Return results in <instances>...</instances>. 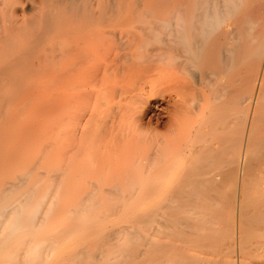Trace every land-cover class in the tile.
<instances>
[{
  "label": "bare ground",
  "instance_id": "1",
  "mask_svg": "<svg viewBox=\"0 0 264 264\" xmlns=\"http://www.w3.org/2000/svg\"><path fill=\"white\" fill-rule=\"evenodd\" d=\"M38 65L69 81L135 80L131 104L101 111L95 130V112L83 116L69 144L80 164H66L133 176L111 186L142 206L116 197L130 205L117 217L123 205L91 198L99 181L71 208L5 200L25 180L3 171L0 264H264V0H0V80L39 78ZM61 216L67 226L44 231Z\"/></svg>",
  "mask_w": 264,
  "mask_h": 264
},
{
  "label": "rangeland",
  "instance_id": "2",
  "mask_svg": "<svg viewBox=\"0 0 264 264\" xmlns=\"http://www.w3.org/2000/svg\"><path fill=\"white\" fill-rule=\"evenodd\" d=\"M33 14L35 13L34 12L27 13L26 15L32 16ZM119 51L121 54H124L127 51V49L121 48L119 49ZM116 61H119L117 62V64L119 63L118 65L125 62L123 60H116ZM39 66L40 65H38L37 67L38 72H36V73L41 72V74L39 75V78H37L38 74H35L34 72L33 74L37 75L36 77H34L33 74H27L30 77L32 76V78L29 77L30 79L28 78V76L27 78L26 77L24 78V76H21L22 79L21 77L20 78L17 77L18 83L17 81L15 82V80L17 79L13 78V81L16 83V85L14 83L10 84L12 82L10 81L11 79H7V80L3 79V81H1L2 79L0 80V87L4 88L2 90L0 89L1 91V94H0V120H1L0 121V163L1 165H4L3 168H5L7 164L12 165V166L9 165V168L8 166H6L8 169H4V170L3 169L1 170L2 167L0 165V171H2L0 172L2 173V176L0 174V180L7 181L6 178L7 177L9 178L10 176L11 178L9 179L12 180L14 178L15 180L16 177H13V176H16V175L15 174L14 175L12 174L13 176L10 175L11 173H14V172L17 175L20 174L22 177L21 179L25 180V184H24L25 186L23 185L22 188L19 187L15 189L16 192L15 191L8 192V195L5 196V200H8L10 198L22 200V199H26L30 195H33V199H36V200L43 198L44 206H49L52 204L55 207L57 206V208H59L60 206H61L60 208H71V207L76 206L77 202L81 203L83 202V200L87 199L89 197L88 193L92 190V189L89 190V187L91 188L93 185H95L99 181L100 183L96 184L97 185L96 187H98L99 189L97 188L98 191H95V193L96 192L98 193H96L95 196H92L91 198H98V199L101 198L105 202H106V199H108L107 200L108 202L106 203V206H107L108 204L113 205L114 204L113 201L117 202L118 200H120L116 197L125 198L127 197V195L133 196L134 198L136 197L135 199H137V201L136 200H135L136 202L131 201L130 205H132V207L135 205L134 207H136V209L140 211L141 206H142V203L140 201L141 193H136L135 195H132L134 191V189L132 190V187L122 189V187L119 186V189L118 188L116 189L113 186H111V184L113 185V183H111L112 180H113L112 182L114 183H116V181L123 182V181H126L132 178L133 176L128 175V177H130L128 178L127 175L124 176V174H122L123 175L122 176L121 174L119 175L113 172L112 173L108 171L104 172V169L101 167V165H99V168H98V165L96 164H95L96 166L94 165L95 168L94 167L92 168L91 173H86V174L83 172L80 173L81 167L78 168L80 166L79 160H76L77 158L74 159V157L71 156L70 155L71 153L69 152V144H71L70 135L73 133V137H74V135H77L79 133L81 122L83 123L85 122L84 121L85 119H83V116L88 117L89 113L91 114L92 111L95 112L93 116V120L95 118L94 122L92 121L90 127L86 129L87 131L95 130L96 126L94 123L98 122L99 116L101 115L103 111L106 115L107 114L111 115L113 113H116L119 109H121L124 104L125 105L131 104V102H128L130 101V98H129L131 97L130 95H134V93H137L138 91H140V89H135L133 91L134 86L130 85L132 84L130 81L134 82L135 80H132L131 78H129L131 77L130 75H128L129 77L126 75H123L124 73L122 72V70H120L119 72H117L118 74L116 73L117 75L111 74L109 78L108 77L106 78V80L100 81L101 82L100 85L99 84L96 85L95 82L97 81H93V79L87 78V77L69 81L67 77H65L62 73V70H61L62 66L59 67V65H56V67H58L57 70H56V67H54L51 70V72L45 71V73H49V72L50 74L53 73L51 74V76L52 75L53 76L51 77L48 75L50 77L48 78V76L46 77L47 74H45L43 71H40L38 69ZM114 67L116 68V65ZM60 72L64 76L62 77V79L64 78L65 80L66 78L65 82L63 80L62 84H61L62 79L61 80L59 79L61 76ZM138 72L139 71L137 70L136 73L138 74ZM151 73H154V71H152ZM151 73H148V75ZM42 75L43 77H41ZM156 75L155 76L157 77V80H158V74ZM56 76L59 77L57 78L58 80H54L56 79L54 78ZM134 76L135 74L132 75V78ZM155 76H149L148 79H150L151 77L154 78ZM135 78L136 77H134V79ZM5 80L7 82H5ZM59 80L60 82L56 83V81H59ZM141 82L143 81L141 80ZM149 83L147 82V85L141 84L139 85V88L142 89L145 87V89L147 90L145 92L149 93V92L154 91L158 87L156 85L157 83L155 80L154 82H152L153 84H151V82ZM6 84L8 85L10 84V85L9 86L7 85V87L5 88ZM73 84H77V86L79 87L76 88L74 85L73 86L74 89H72L73 87L71 89H68L70 88L69 86ZM152 85L153 86L155 85V86L152 88ZM94 86H95V91L93 93L89 92L90 95L85 94L84 90H89L90 88H93ZM127 88L128 89L131 88L132 90L128 91ZM110 90L116 91V94L111 95L112 92ZM107 93L110 94L111 96L107 95ZM107 97L108 99H106ZM103 100H104V103H103ZM106 101L108 103H106ZM123 123L126 124V122L124 121L120 124H123ZM118 130L119 129L117 127L115 131H118ZM78 144H79L78 141L74 142L73 152L77 151ZM97 144H99V142H97ZM66 155L67 157L65 158ZM73 155L75 156L74 153ZM70 156L73 160H76V162L78 161L79 163L78 164L79 166H71L72 164H69L72 170H70L68 168L69 166L66 164L69 162V159H71ZM71 162H75V161H71ZM73 165H77V163ZM73 167H77V171L74 172L76 168L73 170ZM3 171H5V173L7 171L8 173L11 171V173L8 174L10 176L8 175L6 176ZM97 171L99 172L97 173ZM39 172L41 173L43 172L46 174L39 175L40 174ZM3 173L5 175L4 177H3ZM51 173H55L54 177L57 183H59V185H57L58 187L56 186L57 183L54 182V178L50 175ZM95 173L97 174L95 175ZM34 174L36 175L34 176ZM82 175L83 176L86 175V176L83 177ZM36 176H38L39 178ZM26 177H27V180H26ZM117 177L118 178L124 177V179L122 178L121 180H118ZM91 179L94 180L95 183L94 181L92 182ZM138 180L139 182L141 181L140 177H138ZM79 182H80V185H79ZM91 182L94 184H91ZM101 182H102V185H101ZM139 185L140 184H138L137 186ZM53 187H54V190L56 189L55 191L52 190ZM19 189L20 191H18ZM117 190L119 191L118 193L116 192ZM11 193L12 195L10 196ZM50 195L52 196L51 198H49ZM108 196L110 197V199ZM115 198L117 200H114ZM105 202H103V204L101 203L100 205L105 206ZM80 203H78V205ZM117 203L123 205V208L124 207L125 208L116 216L124 217L128 214L129 215L128 218H130V212H129L130 205L127 206L129 203L128 204L124 203L126 204L125 206L123 202L122 203L117 202ZM119 204L117 205L115 203L114 205L119 206ZM56 218L58 217L55 216L54 220H56ZM63 218L61 216V220H62L61 224H58L56 223L57 221L53 220L54 224H53V221H52L53 225L50 224L52 229L50 228L49 230V228H47L50 226L49 225L46 227L47 229L46 228L44 229V231L50 232L53 230H57V228L61 229L62 228L61 225L62 224L64 225V223L67 221V217H63ZM67 223L68 222H66V224ZM66 224L63 226V228L67 226Z\"/></svg>",
  "mask_w": 264,
  "mask_h": 264
}]
</instances>
